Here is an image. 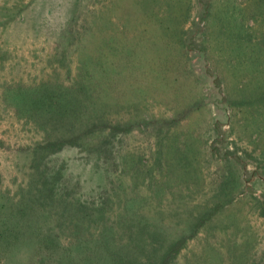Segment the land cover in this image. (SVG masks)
<instances>
[{"label":"rangeland","instance_id":"374dc122","mask_svg":"<svg viewBox=\"0 0 264 264\" xmlns=\"http://www.w3.org/2000/svg\"><path fill=\"white\" fill-rule=\"evenodd\" d=\"M43 94L102 112L119 150L116 163L79 146L50 154L68 196L105 192L115 219L138 211L172 236L204 223L178 261L264 264V0H0V219L43 131L13 96ZM43 209L30 230L52 223Z\"/></svg>","mask_w":264,"mask_h":264},{"label":"trees","instance_id":"16d2710c","mask_svg":"<svg viewBox=\"0 0 264 264\" xmlns=\"http://www.w3.org/2000/svg\"><path fill=\"white\" fill-rule=\"evenodd\" d=\"M44 95L13 96L14 111L43 131L30 150L31 178L13 197L6 195L9 207L6 219H0V255L24 252L25 264H214L196 254L178 261L186 240L204 223H185L172 236L160 223L143 222L138 211H120L115 219L107 208L105 192L98 194V201L68 196L48 169L50 154L64 146H79L116 163L119 150L109 138L112 133L104 130L102 112L84 117L72 112V107L65 108L60 99ZM40 208H44L43 223H52L47 230H30L27 221L38 216ZM3 209L0 205V213ZM11 239H23L24 248L16 249Z\"/></svg>","mask_w":264,"mask_h":264}]
</instances>
